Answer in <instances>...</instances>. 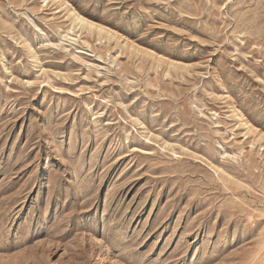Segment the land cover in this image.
<instances>
[{
	"label": "rangeland",
	"instance_id": "rangeland-1",
	"mask_svg": "<svg viewBox=\"0 0 264 264\" xmlns=\"http://www.w3.org/2000/svg\"><path fill=\"white\" fill-rule=\"evenodd\" d=\"M0 264H264V0H0Z\"/></svg>",
	"mask_w": 264,
	"mask_h": 264
},
{
	"label": "bare ground",
	"instance_id": "bare-ground-1",
	"mask_svg": "<svg viewBox=\"0 0 264 264\" xmlns=\"http://www.w3.org/2000/svg\"><path fill=\"white\" fill-rule=\"evenodd\" d=\"M80 19V18H79ZM78 21H80V23H84V21L82 20V19H80V20H78Z\"/></svg>",
	"mask_w": 264,
	"mask_h": 264
}]
</instances>
